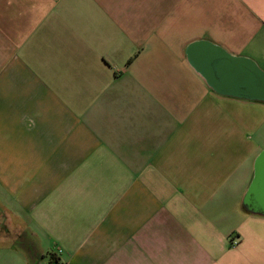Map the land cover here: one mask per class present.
Returning a JSON list of instances; mask_svg holds the SVG:
<instances>
[{
  "label": "crops",
  "instance_id": "1",
  "mask_svg": "<svg viewBox=\"0 0 264 264\" xmlns=\"http://www.w3.org/2000/svg\"><path fill=\"white\" fill-rule=\"evenodd\" d=\"M199 42L264 72V0H0V264H264V99Z\"/></svg>",
  "mask_w": 264,
  "mask_h": 264
},
{
  "label": "water",
  "instance_id": "2",
  "mask_svg": "<svg viewBox=\"0 0 264 264\" xmlns=\"http://www.w3.org/2000/svg\"><path fill=\"white\" fill-rule=\"evenodd\" d=\"M194 64L218 90L264 99V72L248 59H235L206 42L190 47ZM249 213L264 216V149L254 160V173L243 197Z\"/></svg>",
  "mask_w": 264,
  "mask_h": 264
},
{
  "label": "rangeland",
  "instance_id": "3",
  "mask_svg": "<svg viewBox=\"0 0 264 264\" xmlns=\"http://www.w3.org/2000/svg\"><path fill=\"white\" fill-rule=\"evenodd\" d=\"M262 69L264 70V68L262 67ZM262 130H263V135H264V119H263V127H262ZM264 149V147H263ZM2 223H3V219H2Z\"/></svg>",
  "mask_w": 264,
  "mask_h": 264
},
{
  "label": "trees",
  "instance_id": "4",
  "mask_svg": "<svg viewBox=\"0 0 264 264\" xmlns=\"http://www.w3.org/2000/svg\"><path fill=\"white\" fill-rule=\"evenodd\" d=\"M16 243H17V244H19V242H18V241H16ZM52 259H53V258H52ZM53 260H54V259H53Z\"/></svg>",
  "mask_w": 264,
  "mask_h": 264
}]
</instances>
